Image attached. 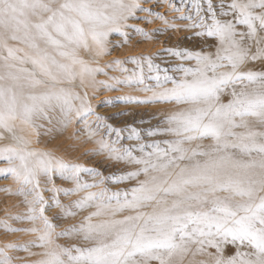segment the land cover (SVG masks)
<instances>
[{"label":"snow or ice","instance_id":"6c2138e0","mask_svg":"<svg viewBox=\"0 0 264 264\" xmlns=\"http://www.w3.org/2000/svg\"><path fill=\"white\" fill-rule=\"evenodd\" d=\"M166 2L181 13L179 19L189 21L186 29L217 41L214 51H173L195 65L179 64L172 75L168 69L161 75L151 57L132 58L136 68L131 71L119 60L99 64L98 58L109 54L113 32L127 38L124 29L131 27L152 38L128 23L139 19L137 11L152 15L141 0H0V139L11 140L0 148L8 165L0 172L20 185L15 194L27 206L11 218L32 227L0 223L7 231L36 235L28 244L0 247V264H15L18 258L10 255L15 249L38 257L26 264H184L189 256V264H264V67H252L264 65V0H190L191 11ZM84 51L90 59L82 57ZM112 66L127 75L99 80ZM118 85L151 93L143 100L122 98L126 102L175 105L165 115V127L146 131L147 137L164 139L145 141L132 128L127 138L138 143L121 145L123 129L106 123L88 92L119 90ZM52 113L64 129L75 121L83 124L88 139L99 137L95 154L139 167L94 183L82 180V172L102 174L31 147L23 134L42 127L39 119L52 123ZM54 175L74 187H55ZM41 177L53 186L42 189ZM105 180L137 183L112 191L102 187ZM45 190L53 193L51 205ZM61 192L84 195L64 204ZM52 207L61 210L62 219L88 214L57 231L47 214ZM62 238L69 242L60 243ZM225 243L247 251L225 257ZM201 255L211 259H195Z\"/></svg>","mask_w":264,"mask_h":264},{"label":"rangeland","instance_id":"374dc122","mask_svg":"<svg viewBox=\"0 0 264 264\" xmlns=\"http://www.w3.org/2000/svg\"><path fill=\"white\" fill-rule=\"evenodd\" d=\"M177 7H184L185 11H191L188 7L190 0H170ZM141 6L152 9V15L143 11H137L136 16L139 19H130L129 25H135L138 28L144 29L148 32L152 38L146 39L141 34L137 33L133 28L129 27L124 29L128 33L127 38L122 36L120 33L113 32L109 36L108 51L109 54L99 57V64L101 66L111 65L113 61H123L121 67H126L130 71L135 69L136 66L131 63L132 58L139 57H151L155 65H159L160 74H164V69H168V74L172 75L175 73V68L179 64L184 66H194L195 61L181 60L172 54L173 51H214V45L217 43L214 37H201L197 36L196 32L198 29H186L184 25L188 24L189 21L181 20L178 17L181 13H177L170 9L169 2L166 0H141ZM160 13L167 17L169 21H174L178 27L176 29L170 28L164 23L163 20L159 19L155 14ZM147 17L151 20L148 22ZM84 59H90V54L86 51L81 52ZM255 70H260L264 65L255 63L252 65ZM108 71V76L100 75L99 80H108L111 76L123 77L127 73H122L119 68L115 66L105 67ZM156 73H151L155 75ZM145 75H149L148 69L145 66ZM178 75V74H177ZM153 83V81H148ZM119 90L108 91L104 88H98L95 92L92 89H88L89 97L95 111L106 118V123L112 125L116 129H123L122 136L124 139L121 141V145H136L138 142L135 140L128 139L130 130L135 128L141 132L144 136V140L151 142L153 139H164L165 137H147L146 131L154 129L156 127H165L163 121L165 115L173 110L175 105L165 103H152L143 104L136 102H126L124 97H132L135 99L143 100L150 96L151 93H145L140 91L136 87H128L125 85H118ZM230 97L226 94L222 97V100L227 103ZM108 101V103H105ZM52 116V123L46 120L39 119L36 121L37 124L42 125L35 130L26 129L24 135L31 139V147L51 152L55 156L62 158L65 162L71 164H79L84 168L93 169L96 172L102 174L101 177H97L93 172H82L81 178L88 183L97 182L101 178L107 177H119L120 175L126 174L127 172L136 170L139 166L128 165L124 162L117 161L115 159H109L107 153L97 155L95 150L99 147L96 140L99 137L88 139L87 133L84 130L82 123L73 122L72 125L64 129L58 122V118L55 113L50 114ZM94 120L95 117L90 118ZM105 130H101L100 135H103ZM5 136L8 134L5 133ZM111 139L115 140V134L112 135ZM11 143L10 139H0V148L4 145ZM205 144L210 141H205ZM8 165L0 159V169L6 168ZM140 179H144L143 176ZM53 181L55 187L60 189H70L74 185L71 181L61 178L59 175H54ZM137 181L128 180L123 183H113L110 180H105V184L102 187H107L112 191L129 189L135 186ZM53 185L46 182V178L41 177V188L49 189ZM20 185L9 175L0 172V222L7 221L12 228L17 229H28L32 227V224L28 221H17L11 217L17 214H24L27 210V206L23 203L24 197L16 195ZM10 189L11 191H5ZM99 189H92V191H98ZM79 195L65 196L63 192L60 193V200L64 204H68L79 198ZM53 193L45 190L44 197L52 204ZM90 211V210H89ZM61 212L58 208H50L47 214L54 223L58 225L57 231L61 228H67L72 224L78 223L88 214L87 211L79 213L76 217H69L62 219L58 215ZM36 235L34 233L26 231H7L3 224L0 223V247H4L8 243H14L17 245H25L30 241L35 240ZM69 242L68 238H62L60 243ZM238 250L247 251V249H238L235 244L225 243L223 246V254L225 257H231L236 254ZM31 252H39L38 248H31ZM208 251L215 253L216 249L210 248ZM10 255L14 258H18L15 264H26L28 261L38 259L37 256L29 255V252L15 249L10 250ZM193 258L187 257L184 264H189ZM199 261H209L211 258L206 255L197 256L195 258Z\"/></svg>","mask_w":264,"mask_h":264},{"label":"bare ground","instance_id":"6f19581e","mask_svg":"<svg viewBox=\"0 0 264 264\" xmlns=\"http://www.w3.org/2000/svg\"><path fill=\"white\" fill-rule=\"evenodd\" d=\"M258 64H261V63H259V62H257Z\"/></svg>","mask_w":264,"mask_h":264}]
</instances>
